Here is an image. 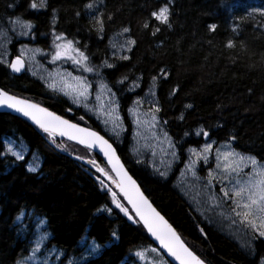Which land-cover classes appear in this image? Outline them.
Segmentation results:
<instances>
[{
    "label": "trees",
    "instance_id": "obj_1",
    "mask_svg": "<svg viewBox=\"0 0 264 264\" xmlns=\"http://www.w3.org/2000/svg\"><path fill=\"white\" fill-rule=\"evenodd\" d=\"M87 2L47 0L46 9L34 10L28 7L30 0H0V20L12 22L19 17L34 24L36 45L45 51L54 47L53 32L72 39L95 68L86 73L90 82L103 80L113 89L127 123L133 101L149 95L151 89L160 109L161 126L182 161L190 148H202L206 139L219 148L234 136L231 144L236 151L264 162V17L252 9L264 5V0H173L170 29L151 20L148 29L141 26L164 0H104L102 34L95 31L83 7ZM9 3L14 6L9 8ZM210 24L216 25L214 31ZM154 25L161 28L156 35H152ZM125 26L131 29L127 35L136 40L128 60L114 56L110 44ZM228 40L233 41L232 48L226 47ZM105 61L114 67L108 68ZM160 68H165L168 76H158L153 86L151 77ZM125 76L123 83L117 82ZM134 84L138 88L135 92ZM176 86L178 90L170 95ZM0 88L103 131L94 118L65 97L48 91L27 74L12 75L2 64ZM188 104L192 107L186 108ZM127 126L129 130L119 143L111 141L145 194L185 243L206 264H262L264 240L255 239L254 253L249 254L209 224L178 191L175 173L163 179L134 158L129 123ZM201 129L209 133L207 138L196 135ZM7 140L26 147L24 160L7 154ZM55 141L60 150L95 159L109 170L93 152L65 139ZM50 142L47 134L27 121L0 113V264H23L37 242H42L44 254L53 251L60 256L58 264H140L134 253L156 248L142 225L129 221L115 208L110 194L101 191L97 177L106 184L108 181L93 166L62 155ZM32 159L40 162L37 173L26 170ZM105 206L113 210L111 214L100 211ZM21 211L24 216L17 221ZM93 243L101 248L86 257Z\"/></svg>",
    "mask_w": 264,
    "mask_h": 264
},
{
    "label": "snow or ice",
    "instance_id": "obj_2",
    "mask_svg": "<svg viewBox=\"0 0 264 264\" xmlns=\"http://www.w3.org/2000/svg\"><path fill=\"white\" fill-rule=\"evenodd\" d=\"M173 0H164L162 4H159L155 9L148 13V17L144 19L142 27L148 29L150 27L149 21H155L159 25H164L166 28H171L172 24L170 21L171 7ZM104 5V0H88L83 5L84 9L87 10V14L90 16L93 22V27L98 34H102L104 31V12L101 6ZM14 5L8 4L9 8ZM30 9L39 10L46 9L48 7L47 0H30L28 5ZM55 9L52 10V20L55 23L56 15ZM261 17H264V9H260ZM75 15L80 16V12L77 11ZM109 20L112 19L111 14L107 17ZM14 24H20L22 31L21 35H26L28 31L33 27L31 22H21L20 18L17 17L12 21ZM209 29L214 31L216 28L215 24L208 25ZM130 27H123L121 33H129ZM159 26H153L152 35L160 32ZM53 44L55 51L52 54V62L55 63L58 60L65 62H71L75 70L80 73H93L95 68L90 66L89 57L79 47L75 46V42L72 39H68L64 33L53 32ZM136 44V40L131 36L127 37L125 44L121 47L127 51L131 50V46ZM234 46L232 40H228L226 47L232 48ZM4 53L3 55H6ZM120 59L128 60L129 57L124 55ZM0 64H4L13 73H20L24 67L25 62L23 59V52L12 61L0 59ZM104 64L108 68L114 67L113 64L107 61ZM99 75V73H97ZM158 76L167 78L168 72L165 68H160L157 75H153L151 80L153 86H155ZM127 77H123L118 83H123V80ZM135 83V82H134ZM55 82L50 87L55 88ZM99 88L104 90L107 85L100 83ZM61 91L65 92V95H70L74 103L79 104L81 99L87 101L88 97L92 95L93 85L84 75H75L66 72L61 77ZM178 90V86L173 87L170 95L175 94ZM110 93L108 106H113L116 101L112 99L115 93ZM150 94L155 95L150 89ZM96 101H101V92H97L95 96ZM138 104L139 101H136ZM101 109L105 105H100ZM186 108L192 107V105H185ZM0 108H7L16 113L27 117L35 125H37L44 133L47 134L52 143L56 144L59 148L60 145L56 143L55 137H66L68 140L75 141L77 144L82 145L88 152L98 149L103 154L108 162L110 171L104 167H100L95 159H85L83 156L77 155V160H84L85 163L92 165L95 171L103 176L114 185L116 190L105 184L103 179L99 180L102 188L107 189V192L111 196V202L115 205V208L119 212L123 213L129 221L142 225V228L156 241L159 245V249L167 254L175 264H205L204 260L201 259L181 238L177 233L176 229L165 219L163 215L149 202L148 198L141 191L137 182L132 178L131 175L125 170L124 165L120 162L119 157L116 155V151L112 144L107 139L101 136L99 133L90 130L86 127H81L78 123H73L70 120L64 119L62 116L56 115L54 112L49 111L47 108L40 106L39 104L32 103L29 100L20 98L16 95L9 94L8 91L0 88ZM153 109L158 112L160 109L156 104H153ZM71 111V109H69ZM110 114V113H108ZM82 120L83 117L81 116ZM180 119H183L181 115ZM137 125L143 124L150 132L153 137H156L157 124L159 123L157 117L153 114L149 119L141 121L137 117ZM166 123V122H165ZM203 135L205 138L209 136L207 131L201 129L196 135ZM164 138L168 142L169 148H174L171 140L168 138L167 133H164ZM235 140V137H229L222 148H217L213 153V142H208L206 139L200 151L195 148H190L189 152L196 157L194 160H190L188 165V171L191 172L192 176L199 180L195 165L203 160L205 164L208 163L210 156L214 155L216 169L219 171L209 170L206 177L205 187L208 189V199L211 201L213 209L219 210L221 217L227 218L232 225H237V230H243L246 234L250 231L253 239L264 240V162L258 160L253 155H247L236 151L231 144V141ZM7 152L15 157L16 160H23L24 156L21 151L14 150L10 145L6 146ZM63 151L64 149L61 148ZM175 155V152L172 153ZM27 172L37 173L40 168V163L35 159L32 163H26L25 165ZM248 169V171H245ZM164 175L163 172L160 173ZM219 184V194L215 191V185ZM100 211H106L109 214L113 211L111 208L105 206ZM24 216V212L21 211L16 216L17 221H21ZM39 223L43 224L44 220L41 219ZM203 232V229H201ZM112 236L118 239L116 232L112 233ZM43 239V237H41ZM251 249L252 245L250 242L246 245ZM39 248V242H37L36 248H33L35 252ZM101 245L93 243L87 255H95L99 252ZM152 252H157V248H152ZM135 257L139 260H145L144 251H136ZM19 264V262H17Z\"/></svg>",
    "mask_w": 264,
    "mask_h": 264
},
{
    "label": "rangeland",
    "instance_id": "obj_3",
    "mask_svg": "<svg viewBox=\"0 0 264 264\" xmlns=\"http://www.w3.org/2000/svg\"><path fill=\"white\" fill-rule=\"evenodd\" d=\"M252 9L258 11L264 9V5L257 4L256 6H253ZM21 22L24 21L21 20ZM34 29L35 26L33 25L26 35H21L20 33L24 31V29H22L20 24L0 20V59H5L10 62L12 61L14 54L19 53L21 55L23 52V59L27 62L28 66L27 70L33 78L42 82L49 91L62 95L74 107L82 109L87 115L94 118L99 123L103 132L118 143L128 132L129 128L127 124L129 123L132 143L131 149L134 158L140 163L145 162L149 165L152 171L163 179H168L173 173H175V186L190 206L206 219L209 224L215 226L227 237L237 242L243 250L249 254H253L255 249V239L252 238L250 231L247 234L243 230L238 231V226L232 225L227 218L221 217L218 214L219 210L213 209L211 201L208 199V189L205 187L207 173L209 170L219 171L216 169L214 155L210 156L207 164H205L203 160H200L195 165V170L200 177L199 180L195 179L191 172L188 171V165L190 160H194L196 157L188 150L186 154L187 158L185 161H182L177 148L168 147V142L164 138L165 130L161 126L159 114L153 109V104L158 106L156 95L149 94L135 99L128 112V123L123 117L119 96L103 80L92 84V95L88 97L87 101L81 99L79 104L74 103L70 95H65V92L60 90L61 77H63L66 72H70L73 76L84 75L88 80L89 78L86 73L77 72L71 62L58 60L53 63L52 54L55 51V48L53 47V49L45 51L38 47L36 45L37 39L33 35ZM127 37H129L127 33H118L112 37L110 44L114 56L122 57L129 54L131 50L127 51L125 48L121 47L125 44ZM75 46L77 47L76 44ZM132 47L133 46H131V49ZM4 53L7 54L3 55ZM53 82H55V88L50 87ZM100 83L106 84L107 88L101 90L99 88ZM133 87L135 88H133L134 92L137 91V85L134 84ZM108 89H110L112 93H115V96L112 97V99L116 101V104L110 107L108 106L110 98ZM97 92H101V101L99 103L95 99ZM136 101H139V103L137 104ZM100 105H105V107L101 109ZM153 114L159 121L156 129L153 130L156 132V137H153L152 132L143 126V124L138 126L136 122L137 117H139L141 121H144L149 119ZM167 136L175 146L169 134H167ZM55 138L59 137L56 136ZM8 145L16 151H21L25 158L26 147L24 145H18L13 142L6 144V146ZM222 146L223 145L219 148H222ZM201 149L202 148H198L197 151H200ZM216 149L217 148L213 146V153ZM173 152H175L174 156L172 155ZM7 154L11 155L8 152ZM35 160L40 163L38 159ZM33 161L34 159H32L30 163ZM245 171H248V169H245ZM161 172L164 173L163 176L160 175ZM108 183V185H112L111 182ZM99 186L102 192L108 193L107 189L102 188L100 183ZM219 187L220 185L217 183L215 185V191L217 194H219ZM248 242L252 245L251 249L246 246ZM41 247L42 242L39 243V248L33 252L23 264H58L60 256H58L57 253H53V251L50 254H44ZM152 248L155 247H149L146 250H143L146 259H138L140 264H170L158 248L157 252H152ZM53 256L54 258L52 260ZM86 257H89V255ZM262 264H264V261Z\"/></svg>",
    "mask_w": 264,
    "mask_h": 264
},
{
    "label": "water",
    "instance_id": "obj_4",
    "mask_svg": "<svg viewBox=\"0 0 264 264\" xmlns=\"http://www.w3.org/2000/svg\"><path fill=\"white\" fill-rule=\"evenodd\" d=\"M24 62H25V67H24V69L20 72V73H13L10 69V72L14 75V76H21V75H23L26 71H27V68H28V66H27V62L24 60ZM9 94H11V93H9ZM32 103H36V102H33V101H31ZM36 104H38V103H36ZM40 105V104H39ZM41 106V105H40ZM43 107V106H42ZM49 110V109H48ZM49 111H51V110H49ZM51 112H53V111H51ZM0 113H7V114H11V115H14V116H16V117H19V118H21V119H23V120H25V121H27L29 124H31L35 129H37V130H39V131H42L37 125H35L31 120H29L27 117H24V116H22L21 114H19V113H16V112H14V111H12V110H10V109H7V108H0ZM55 113V112H54ZM56 115H58V116H61V115H59V114H57V113H55ZM64 119H67V118H65V117H63ZM67 120H69V119H67ZM71 121V120H70ZM71 122H73V121H71ZM73 123H75V122H73ZM80 125V124H79ZM81 127H85V126H83V125H80ZM86 128H88V127H86ZM90 130H92V131H95V132H97V133H99L101 136H103L105 139H107L108 141H109V143L110 144H112V146H113V148L115 149V151H116V155L119 157V159H120V162L124 165V168H125V170L128 172V174L129 175H131L132 176V178L137 182V184H138V186L140 187V189H141V191L144 193V195L148 198V196L145 194V192H144V190L142 189V187L140 186V184L138 183V181L133 177V175L130 173V171L127 169V167H126V165H125V163L123 162V160H122V158L119 156V154H118V152H117V149H116V147L113 145V143H112V141L111 140H113V139H111V137H109L105 132H103V131H98V130H95V129H91V128H89ZM43 132V131H42ZM44 133V132H43ZM46 134V133H45ZM57 137H59V138H62V139H65V140H67V141H69V142H72V143H74V144H76V145H79V144H77L75 141H71V140H68L66 137H60V136H57ZM51 143V145L52 146H54V144L52 143V142H50ZM80 147H83L82 145H79ZM84 148V147H83ZM55 149L57 150V151H59L62 155H65V156H67V157H69V158H71V159H73L74 161H76L77 163H80V164H83V165H85L86 167H89V168H91L92 167V165H89V164H87V163H85V161L84 160H77L75 157L76 156H73V155H71V154H69V153H67V152H65V151H62V150H60L59 148H57V147H55ZM91 152H93L95 155H97L106 165H107V167L109 168V170H110V167L108 166V162H107V160H106V158H104V156H103V154L102 153H100L99 152V150L98 149H95V150H93V151H91ZM103 177V176H102ZM104 178V177H103ZM104 179H106V178H104ZM107 180V179H106ZM108 182H110L109 180H107ZM113 187H114V185H112ZM115 188V187H114ZM148 200H149V202L153 205V203L151 202V200L148 198ZM153 207H155L154 205H153ZM156 208V207H155ZM157 209V208H156ZM157 211H158V209H157ZM162 215V214H161ZM166 219V218H165ZM167 220V219H166ZM168 221V220H167ZM169 222V221H168ZM170 223V222H169ZM171 224V223H170ZM174 228V227H173ZM146 231V230H145ZM178 233V232H177ZM148 234V233H147ZM148 236L150 237V239L155 243V245L157 246V248L159 249V245H158V243L156 242V241H154V239L148 234ZM160 250V249H159ZM160 252L163 254V256L166 258V260L170 263V264H175V262L174 261H172L171 260V258L170 257H168L167 256V254L166 253H164L162 250H160ZM206 264V263H205Z\"/></svg>",
    "mask_w": 264,
    "mask_h": 264
},
{
    "label": "bare ground",
    "instance_id": "obj_5",
    "mask_svg": "<svg viewBox=\"0 0 264 264\" xmlns=\"http://www.w3.org/2000/svg\"><path fill=\"white\" fill-rule=\"evenodd\" d=\"M21 19V18H20ZM21 20H23V19H21ZM24 22H28V21H25V20H23ZM32 24V23H31ZM34 25V24H33ZM36 29V28H35ZM35 29H34V32H35ZM34 35V34H33ZM33 37V36H32ZM16 54H18V55H20L19 53H16ZM16 54H14L13 55V58L14 57H16L17 55ZM14 60V59H13ZM8 70H9V68H8ZM10 71V70H9ZM11 73V72H10ZM12 74V73H11ZM24 74H29L30 75V73L28 72V71H26ZM13 75V74H12ZM30 77H32L31 75H30ZM33 78V77H32ZM37 80V79H36ZM37 81H39V80H37ZM40 82V81H39ZM41 84H42V82H40ZM45 87V86H44ZM46 88V87H45ZM47 89V88H46ZM48 90V89H47ZM49 91V90H48ZM50 92H52V91H50ZM53 93V92H52ZM54 94H56V95H59V96H61V97H63L62 95H60V94H57V93H54ZM13 95V94H12ZM21 98V97H20ZM24 99V98H23ZM27 100V99H26ZM30 101V100H29ZM42 106V105H41ZM43 107H45V106H43ZM46 108V107H45ZM48 109V108H47ZM130 111V110H129ZM1 114H7V113H1ZM14 116V115H13ZM16 117V116H15ZM10 142H12V141H10V140H7V141H5V145L6 144H8V143H10ZM7 150V149H6ZM80 164V163H79ZM83 165V164H82ZM147 233V232H146ZM148 235V234H147ZM149 237V236H148ZM150 238V237H149ZM151 240V239H150ZM152 241V240H151ZM153 242V241H152ZM154 243V242H153ZM155 244V243H154ZM156 246V245H155ZM156 248H157V246H156ZM160 251V250H159Z\"/></svg>",
    "mask_w": 264,
    "mask_h": 264
},
{
    "label": "flooded vegetation",
    "instance_id": "obj_6",
    "mask_svg": "<svg viewBox=\"0 0 264 264\" xmlns=\"http://www.w3.org/2000/svg\"><path fill=\"white\" fill-rule=\"evenodd\" d=\"M16 55L19 56L18 54H16ZM14 58H15V57H14ZM14 58H13V59H14ZM13 59H12V60H13ZM27 71H28V70H27ZM27 75H29V74H27ZM29 76H30V75H29Z\"/></svg>",
    "mask_w": 264,
    "mask_h": 264
}]
</instances>
